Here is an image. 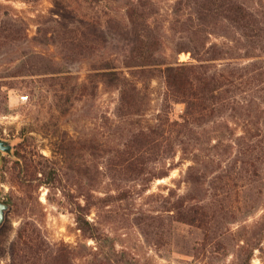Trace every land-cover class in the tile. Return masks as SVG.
Masks as SVG:
<instances>
[{"label": "trees", "instance_id": "16d2710c", "mask_svg": "<svg viewBox=\"0 0 264 264\" xmlns=\"http://www.w3.org/2000/svg\"><path fill=\"white\" fill-rule=\"evenodd\" d=\"M104 1L54 0L49 15L43 16L44 23L54 27L40 29V34L69 65L92 62L87 78L76 87H82V99L88 89L96 94L102 89L117 92L116 127L119 131L124 125L123 133L105 149L100 139L56 137L50 150L65 168L54 158L35 160L28 151L30 138L21 137L15 152L17 178L23 183L32 174L39 184L52 188L61 186L67 170L80 174L87 185H80L81 200H72L73 212L79 229L96 239L98 228L88 216L103 197L88 186V156L97 160L98 175L116 183L148 185L169 176L157 165L181 152L192 162L183 179L189 192L195 185H207L209 199L196 207L183 197L188 206L181 211L182 221L215 223L217 235L221 222L238 213L253 214L255 203L264 197V0H176L168 23L156 21L162 11L158 0H109L121 3L124 13L111 12L103 7ZM28 29L24 18L0 3V51L30 45ZM171 33L174 54L190 51L197 63L166 54ZM212 37L222 38L221 43L212 42ZM70 69L48 68L27 75L53 79ZM160 77L168 90L166 104L151 115L152 86ZM175 103L184 104L185 112L173 120L169 107ZM235 188L246 199L243 205L233 194ZM248 190L257 193L252 196ZM30 225L19 229L14 264H76L67 245L51 243L37 224ZM263 230L264 215L261 235ZM261 235L255 241L247 239L248 250L260 247ZM95 260L88 263L112 264L109 256Z\"/></svg>", "mask_w": 264, "mask_h": 264}, {"label": "rangeland", "instance_id": "374dc122", "mask_svg": "<svg viewBox=\"0 0 264 264\" xmlns=\"http://www.w3.org/2000/svg\"><path fill=\"white\" fill-rule=\"evenodd\" d=\"M53 1L0 0L27 21L32 39L30 45L25 43L8 52L6 49L0 51V137L13 144L11 154L0 150V200L8 205L6 220L0 228V264H14L13 244L21 226L31 227L30 223L37 224L43 237L51 243L67 245L75 254L76 264H89L97 257L106 260L108 256L112 264H264V230L263 235L260 234L264 197L261 203H255L253 214L238 213L228 222H221L223 228L217 235L215 223L208 226L207 220H201L192 225L181 220V211L188 206L181 201L183 197L192 201L191 204H198L196 207L209 200L207 185H195L189 192L183 179L192 162L184 159L181 152L157 165L169 176L148 185L116 183L98 175L97 160L88 156V186L95 187L96 196L103 197L88 216L98 228L96 239L87 237L79 229L73 212L72 200H79L80 185H87L80 174L67 170L59 187L41 185L32 174H27L21 183L17 178L20 170L15 155L19 145L17 139L21 137L30 138L27 146L35 155L34 159L45 162L47 158H54L50 147L56 137L100 139L106 143L105 149L113 145L115 136L120 139L123 133L124 125L120 123L119 131L116 127L117 92L102 89L96 94L88 89V95L82 99L83 89L76 87L87 78L92 62L79 60L69 65L59 49L46 45L43 40L40 29L54 27L43 21ZM158 1L162 11L156 21L168 23V11L176 0ZM102 5H107L111 12L124 13L119 2L105 0ZM168 38V56H178L180 62L197 63L190 51L174 54L175 36L171 33ZM211 40L221 43L222 38L212 37ZM65 67L71 69L53 79L46 75H27V72ZM13 72L17 76L9 77ZM167 92L165 80L157 78L152 86L151 115L160 113L166 104ZM169 110L173 120L180 119L185 105L175 103ZM55 160L59 167H64L59 159ZM21 163L24 165L23 159ZM124 192L129 196L120 198L119 194ZM238 192L239 188L233 190L234 196L241 201L239 204L243 205L245 197ZM247 193L254 196L257 192L248 190ZM260 235V247L248 250L247 239L255 241Z\"/></svg>", "mask_w": 264, "mask_h": 264}, {"label": "water", "instance_id": "95a60500", "mask_svg": "<svg viewBox=\"0 0 264 264\" xmlns=\"http://www.w3.org/2000/svg\"><path fill=\"white\" fill-rule=\"evenodd\" d=\"M0 150L11 154L13 151V144L10 140H6L0 137ZM8 209V205L0 200V228L3 226L6 220V212Z\"/></svg>", "mask_w": 264, "mask_h": 264}, {"label": "built area", "instance_id": "2783aa9c", "mask_svg": "<svg viewBox=\"0 0 264 264\" xmlns=\"http://www.w3.org/2000/svg\"><path fill=\"white\" fill-rule=\"evenodd\" d=\"M23 99L27 100L28 99V96H23Z\"/></svg>", "mask_w": 264, "mask_h": 264}]
</instances>
